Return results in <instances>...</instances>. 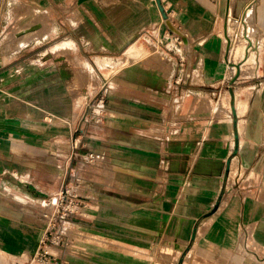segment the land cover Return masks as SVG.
I'll use <instances>...</instances> for the list:
<instances>
[{"label":"crops","instance_id":"1","mask_svg":"<svg viewBox=\"0 0 264 264\" xmlns=\"http://www.w3.org/2000/svg\"><path fill=\"white\" fill-rule=\"evenodd\" d=\"M160 1L0 0V37L52 16L0 40V245L36 252L68 185L100 208L61 223L68 264H264V0Z\"/></svg>","mask_w":264,"mask_h":264},{"label":"built area","instance_id":"2","mask_svg":"<svg viewBox=\"0 0 264 264\" xmlns=\"http://www.w3.org/2000/svg\"><path fill=\"white\" fill-rule=\"evenodd\" d=\"M88 115L90 114L96 123H101L107 114L105 106V97H97L88 107ZM86 114V115H87ZM80 129L76 131V137L73 139L75 149L87 148L90 139L85 142L81 141L83 137ZM84 159L89 164H96L103 160L98 154L88 151L84 154ZM46 207L49 209V224L45 235L41 240L38 250L26 258H18L13 264H68L67 261H61L54 253L56 249L63 244V235L61 223L65 222L69 217H74L81 210L88 208V199L75 192V189L65 185L53 198L47 201Z\"/></svg>","mask_w":264,"mask_h":264},{"label":"rangeland","instance_id":"3","mask_svg":"<svg viewBox=\"0 0 264 264\" xmlns=\"http://www.w3.org/2000/svg\"><path fill=\"white\" fill-rule=\"evenodd\" d=\"M27 16L29 17V19H26V21H23L22 25H20V23H19L12 32L10 31L8 33H5L2 37H0V40L7 41V43L16 42V41H18V39H16V36H18L17 35L18 31H20L22 29L28 28L32 23L39 22V23H45V24L48 23L49 24V23L52 22V16L48 12V10H45L44 12H40V11L34 10L31 7H28L27 8ZM22 20H24V18ZM249 20L251 22V17H250ZM242 23L243 22H241V24ZM230 26L233 27V31H232L233 33H231L230 36L231 37L233 36L232 37V40L234 39L233 40V42H234L235 39L237 38V31L234 28L235 26L233 24V21L231 22V25ZM37 35L38 36H41L42 33L40 32ZM37 35L32 36L31 38L34 39L35 37H37ZM97 199L98 198H94V200H96V201H97ZM92 201L93 200H91V201L89 200L88 201V208L85 209V210H81L80 213L77 214L76 216L84 217V216H88V215H98L99 212H100V208L97 207V206H95L94 203H91ZM44 229L45 230H43L44 231L43 232V236L45 235V232H46V229H47V226L46 225H45V228ZM93 238L96 239L95 235L93 236ZM79 240H81V242H80L81 245H84V242H87L88 243V241L84 240L83 238H80ZM91 242L94 245H99V241L98 240H92ZM40 243H41V241H40ZM34 252H30V251H28V252H24L23 251L22 252V251L14 250L10 246L0 245V264H13L16 259H18V258H26L29 255H31L32 253H34Z\"/></svg>","mask_w":264,"mask_h":264},{"label":"bare ground","instance_id":"4","mask_svg":"<svg viewBox=\"0 0 264 264\" xmlns=\"http://www.w3.org/2000/svg\"><path fill=\"white\" fill-rule=\"evenodd\" d=\"M250 10V9H249ZM249 10H247V11H249ZM251 13V11L250 12H248V14H247V16H245V19L243 20V25H246V24H248L249 22H250V14ZM249 16V17H248ZM230 22L229 23H231L233 20H229ZM250 24V23H249ZM41 26H40V24L39 23H32L28 28H26V29H22V30H20V31H18V33H17V35L21 38V37H23V42L24 41H29L30 40V38L32 37V36H35V34L37 33V29L38 28H40ZM246 27V26H245ZM250 28V27H249ZM243 29V30H246L247 32L250 30V29ZM230 30H229V34L231 35V33H233L232 31H233V27L232 26H230V28H229ZM32 31V32H31ZM235 34V33H234ZM248 34V33H247ZM247 34H245V35H247ZM248 36V35H247ZM229 37V36H228ZM233 37V36H232ZM236 38V37H235ZM245 38H247V40H249V37H243V40H241V43H243L242 41H245ZM234 40V39H233ZM236 40V39H235ZM240 40V39H239ZM21 41V40H20ZM232 41V40H231ZM233 42V41H232ZM240 43V41L238 42V44ZM247 43H248V46H246L245 47V45L243 46V44H240V45H238L236 48H235V46H234V50H233V48L231 49V50H233L234 52H233V54H235V58H236V60H238L239 58H240V60L243 58V56H244V58L243 59H245L246 60V63H247V66L246 67H248L249 69H252L253 68V66L255 65V64H257V59H258V55H259V53H258V48L256 47V45H255V43L253 44V45H250V43L247 41ZM233 44V43H232ZM235 45H237L236 43H235ZM232 46V47H233ZM226 48V47H225ZM231 48V47H230ZM244 52H245V54H244ZM227 53V52H226ZM232 52L230 51V54H231ZM230 54H229V56H230ZM234 56V55H233ZM231 57V56H230ZM229 58V57H228ZM233 58V57H232ZM247 58V59H246ZM228 60V59H227ZM231 60V59H230ZM245 61H243V63H244ZM230 63V62H229ZM233 63H234V61H233ZM240 63V62H239ZM238 64V63H237ZM245 64V63H244ZM243 64V65H244ZM243 66H241V68H242ZM240 68V69H241ZM236 69V68H235ZM243 69V68H242ZM245 69V68H244ZM243 69V70H244ZM237 72V71H236ZM238 96V95H237ZM238 98H239V96H238ZM235 100V99H234ZM228 102V101H227ZM241 102V101H240ZM244 101H242V106H244ZM238 104H239V101H238ZM247 105V104H246ZM239 106V105H238ZM242 106H241V108H242ZM245 107V106H244ZM231 110V109H230ZM241 113V112H240ZM241 126V125H240ZM237 130V129H236ZM93 237V236H92ZM40 246V245H39Z\"/></svg>","mask_w":264,"mask_h":264},{"label":"water","instance_id":"5","mask_svg":"<svg viewBox=\"0 0 264 264\" xmlns=\"http://www.w3.org/2000/svg\"><path fill=\"white\" fill-rule=\"evenodd\" d=\"M156 1H157V4H158V7L160 8L161 12H162L163 15L165 16L164 9H163V6H162V4H161V1H160V0H156ZM227 39H228L227 52H228V54H229V52H230V47H231V40H230V38L228 37V35H227ZM227 59H228V57H227ZM246 59H247V58H246ZM233 66L237 69V72L240 71V65L234 64ZM231 95H232V97L235 98L233 92H231ZM233 113H234V115L236 114V112H235L234 109H233ZM235 139H236L235 154H236V153L238 152V135L235 136ZM230 163H231V160H229V161L227 162V173H228L229 170H230ZM221 198H222V197L219 198V200L217 201V203H216L214 209L211 211L210 214H213L214 212L217 211V209L219 208V205H220L219 202H220ZM194 238H195V235L193 236V239H194Z\"/></svg>","mask_w":264,"mask_h":264}]
</instances>
